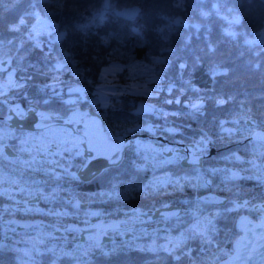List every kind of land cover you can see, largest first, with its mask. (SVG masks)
Here are the masks:
<instances>
[{"label":"trees","instance_id":"1","mask_svg":"<svg viewBox=\"0 0 264 264\" xmlns=\"http://www.w3.org/2000/svg\"><path fill=\"white\" fill-rule=\"evenodd\" d=\"M103 2L63 0L61 7L49 0H0V41L6 43L3 51L7 53L0 55V60H8L2 67L10 70L0 71V129L8 137L3 141L7 146L4 154L26 147V142L42 131L69 129L11 128L3 117L17 106L24 113L40 106L53 114H65L78 106L90 107L104 114L116 131L136 129L144 134L133 139L118 165L106 167L88 181L76 176L80 158L68 159L75 178L38 182L33 190L39 189L50 197L39 198L38 206L26 207L12 203L7 196L0 197V264H178L162 246H168L170 240L183 239L197 219L205 215L204 221L211 219L215 229L210 233L213 243L186 240L187 254L179 264H211L230 253L231 242L238 234L236 216L244 212L258 218L259 211L253 210V205L261 207L264 202V177L247 169L253 159L264 168L263 144L249 137L253 129L264 127V51L261 46L244 43L264 30V0H223L220 4L218 0H114V10L134 4L140 10L134 19L109 11L103 21H94L93 14L103 8ZM217 7L218 14L213 11ZM205 12L209 13L207 17ZM34 13H39L49 25L43 28V34L30 40L31 26L37 22ZM234 15L240 17L241 24L230 26ZM21 18L25 20L22 26ZM176 20L183 23L176 24ZM14 24L19 31H9ZM133 27L141 31L140 38L132 33ZM161 28L168 35L166 42L160 38ZM228 30L241 35L232 39L226 35ZM57 32L66 33V39L57 41ZM163 47L174 52H164ZM63 53L68 54L67 59ZM155 57L171 61L163 79L156 76L163 66L153 63ZM57 62L65 65L64 70H54ZM181 62L188 66L183 80L190 81L192 88L200 89L206 98L200 113L188 106L195 95L179 78ZM106 68L110 70L105 71ZM213 69L218 73L215 77L211 75ZM9 75L12 84L21 83L24 87H11ZM154 79H160V83H152ZM169 82L175 85L171 93L166 87ZM72 85H80L82 94L70 92ZM146 85L160 91L149 95ZM181 87H185L183 92ZM97 88H106L107 92L99 95ZM218 96L232 99L217 106L214 98ZM45 99L47 104L43 103ZM169 99H180L181 103L169 104ZM248 117L255 118L254 125L245 123ZM202 135L208 138L203 150L214 145V153L203 160L201 167L180 165V144L192 142L198 151ZM228 164L242 168L239 173L233 172L237 174L235 179L232 173H224ZM28 174L27 171L24 175ZM157 183L165 185L164 191L157 194L153 189L149 194V186ZM207 190L225 193L228 201L223 205L199 201L197 194ZM70 194L75 197L70 199ZM75 198L86 201V208L76 209L72 204ZM245 200L250 202L248 207L238 209L236 204ZM169 203H181L183 212L156 218L164 222L144 233L132 234L137 225L130 217L136 211L151 218L154 208ZM5 206L12 211L4 213ZM91 207L99 209V213L90 214ZM117 216L127 217L133 226L114 231V239L103 244L82 242L77 230L62 229L67 221L82 223ZM6 217H40L47 222L16 229L14 224L2 220ZM37 226L47 232L33 233ZM64 233L67 239H63ZM28 239L36 245L34 254L28 253L27 248L32 246L27 244Z\"/></svg>","mask_w":264,"mask_h":264},{"label":"snow or ice","instance_id":"2","mask_svg":"<svg viewBox=\"0 0 264 264\" xmlns=\"http://www.w3.org/2000/svg\"><path fill=\"white\" fill-rule=\"evenodd\" d=\"M50 3H55L58 6H63V0H49ZM221 2H223V0H218V4H220ZM113 3L114 0H104L103 2V8L102 9H97L96 12L93 14V20L94 21H103L106 18V15L109 13V11L114 12L115 15L118 16H123L126 19H134L137 10L135 9H126L124 11L121 12H115L114 8H113ZM177 6H180L179 4ZM213 11L218 14L219 13V8H214ZM229 12H232L231 9L228 10ZM34 15L37 17V25L40 24L42 22V18L39 16V13H34ZM203 15L205 17H207L209 15V13L205 12L203 13ZM176 24H180L183 23L180 20H176L175 21ZM25 24V20L23 18H21L19 20V25L22 26ZM241 24V19L238 15H234L233 18L229 21V25H239ZM185 27H187V24L185 23L184 25ZM53 29L55 28L54 25L50 26ZM81 28L86 27V25L84 26H80ZM195 27L199 28V25H196ZM9 31L11 32H17L19 31V26L18 25H11L9 26ZM132 33L134 35H136L138 38H140L141 35V31L135 27H133L131 29ZM164 29H158V32L161 34V40L162 41H167L168 40V35H164ZM170 31V28H169ZM43 34L42 32H37L36 31V25H33V32L29 34V39H33L34 36H38ZM49 36L52 35L51 32L47 33ZM66 33L63 32H57L56 33V39L57 41H64L66 39ZM226 35L232 39H236L238 36H240V33H237L235 31L232 30H228L226 31ZM104 44H108V40L107 39H103L102 41ZM12 41H7V44H12ZM244 43L246 45L249 46H261L260 50L264 51V30H261L257 33H255V38L254 39H245ZM22 46V45H21ZM6 47V43L4 41H0V55H4L6 56L7 53L4 52V48ZM163 51L164 52H168V53H172L174 52V49L170 48V47H163ZM65 59H67L68 54L67 53H63ZM22 59V57L20 58ZM47 59V57H46ZM9 63L8 60H0V71L3 72H9V69H5L2 66L4 64ZM153 63L155 65H162L163 67L160 68L159 72L156 73V76H158L160 79H163V75L165 73V69L168 65H170L171 61H169L167 58L161 59L159 57H155L153 59ZM187 64L186 63H179L178 64V69L180 72V79L183 80V75L185 70L187 69ZM255 67L257 69L260 68V65L257 64L255 65ZM65 65L61 64L59 62H57L54 65V70L57 71H61L64 70ZM110 69L106 68L105 71H109ZM218 73L216 72L215 69L212 70L211 75L213 77H215V75H217ZM11 75H9V82H10V86L11 87H15V88H20L22 89L24 87L23 84L21 83H15L12 84L11 83ZM160 79H154L152 81V83L155 84H159L160 83ZM183 84L187 86L188 90L190 89L191 91L194 92L195 95V99L192 101H189V107L191 108V110L194 113H200L204 107L205 104V96L203 95V93L201 92L200 89L197 88H192L191 86V82L190 81H184L183 80ZM167 90L171 93L175 87V85L171 82H169L167 85ZM185 90V87H181L180 91L183 92ZM53 91L55 92V89H53ZM70 92H74V93H80L82 90L79 88L76 89H69ZM160 89L159 88H149L147 85L145 86V92L149 95H151L153 92H159ZM3 93H0V95H2ZM232 97H227L224 98L222 96H218L214 98V102L217 104V106H223L224 104H226L229 100H231ZM49 101L48 100H43V103L47 104ZM71 103V101H69ZM181 103L180 99H175V101L169 99L167 101V103L171 104V103ZM104 107H107V104L103 105ZM13 111L16 112V114L18 116L23 117L25 114L23 111H21L19 109V106H17L16 109H13ZM33 114H35V112H33ZM74 117H70L67 121H65V123L67 124H72L74 122ZM9 119H11V117H9ZM48 119H50V117L48 115H46L45 113L41 112L39 114V120L41 121V123H37L36 127L40 128L43 124V122L47 121ZM248 122H251V117L248 118ZM222 126V125H221ZM125 131L127 132H135L137 131L136 129H126ZM170 132H176L177 129H169ZM226 131H230V130H226ZM67 135V134H65ZM250 135L253 136V138L257 141H264V132H251ZM7 134L3 132L2 129H0V160H7L8 158L4 155L3 150L5 147H7L3 141L5 139H7ZM207 136H203L201 137V140L197 143V149L198 152L194 153V157L197 156L199 154L200 151H203L202 145L205 143V141L207 140ZM118 140V134H114L111 137V142H112V148L110 150V155L107 157L109 163L113 166H115L118 163V159H119V153L121 151V146L117 143ZM22 143H25L22 141ZM85 143H90V141L87 139V134L85 135V139L83 140H75V139H53L50 142H42L40 144L34 145L31 149L29 148H22L21 151L28 153V159L20 161H9V163H18L21 164L25 169L31 171L32 173H36V174H43L44 176L48 177V180H44L42 181V183H48L49 180H55V181H59L60 179H62L65 176H71L73 178H75V173L74 172H70L69 168L66 166L65 164V159H71L73 157L76 158H80L79 159V165L81 168L83 169H87L89 167V165L92 163V160L95 159V157H91L92 152L94 151L93 148L89 147L86 152L81 151V145L85 144ZM165 151L171 152L172 149H165ZM91 157V158H90ZM235 159H239V157H235ZM198 162L197 159H193L191 161V163L196 164ZM62 170V171H59ZM21 175H23V172L21 173ZM236 173H232V178L235 179L236 178ZM19 181L16 179H10L7 174L3 171L0 170V186H2L3 184H11V185H15V186H19ZM177 182V185L178 186ZM172 186V185H169ZM165 185H163L162 183H157L155 185H151L149 186V194L152 193V190L154 189L156 191L157 194H159L160 192L164 191ZM21 192L26 191V189L24 188H20ZM29 196L32 198H40V199H44V200H48L50 199L49 196H45L43 194V192L39 189H36V194L35 196H33L32 192L29 190L28 192ZM54 195V193H53ZM7 196V198L9 200H14V197L11 195L9 189L6 188H2L0 187V197H5ZM27 202V201H25ZM249 201L245 200L243 201V203H237L236 207L239 208H247L249 205ZM253 210L256 211H264V207H260V206H256L253 205ZM12 211V209L8 206H5L3 208V212L4 213H8ZM26 211H32V209H26ZM95 215V213H94ZM251 221H246L244 218H242L241 220V226L242 227H247L248 224H250ZM255 227L257 229H264V218L261 219V221L259 223H257L255 225ZM214 226L212 225V220L211 219H207L206 221H200L199 219H197L196 223L192 225V227L189 229V234L187 236H185L183 239L179 240V241H169L168 246H162V250L169 253V255H172L174 257V259L178 262L181 261V258L183 255H186L187 253L185 252L186 249V240L188 239H199L201 240L202 243L206 244V245H211L213 243V240L210 236V233L212 231H214ZM248 231H253V229L249 228ZM256 239L258 241L260 240H264V233H262L261 235H259L258 237H256ZM251 245V242H249V244H245L243 247L245 249H248L249 246ZM259 247H264V244H260ZM259 247H257L256 245H251V251H249L247 253V255L242 256L240 253V249L237 248L236 250V254L235 256L231 257V259L227 262V264H237V262H239V264H248L249 260H252L253 257L258 253L259 251ZM51 251V250H49ZM25 255H28V253H25ZM53 264H55V261H53Z\"/></svg>","mask_w":264,"mask_h":264},{"label":"water","instance_id":"3","mask_svg":"<svg viewBox=\"0 0 264 264\" xmlns=\"http://www.w3.org/2000/svg\"><path fill=\"white\" fill-rule=\"evenodd\" d=\"M126 9H135L137 13L140 10L138 5L124 6L117 8L115 12H121ZM135 15V16H136ZM123 17V16H120ZM124 18V17H123ZM126 19V18H125ZM35 112V114H33ZM43 112L50 117L47 121L43 122L40 128L36 127L37 123H41L39 120V114ZM23 117L18 116L15 111L8 110L4 115V120L7 122L8 126L15 129L24 130H41L51 126H64L71 130L72 133L77 134L81 137V140L85 139L87 134V139L90 143H85L81 145V151L86 152V150L91 147L94 151L91 157H95L92 163L87 169H83L78 166L76 170V176L82 181L91 180L93 177L98 175L106 167L113 166L109 163L107 157L110 155V150L112 148L111 137L114 134H118L117 143L121 146V151L119 153L118 165L124 156L125 150L132 144L133 139H136L140 135L138 132H118L111 124L107 121L104 114L98 112L96 109L90 107H75L69 110L65 114H53L48 110L41 108L40 106H33L29 108ZM74 117V122L72 124H67L70 117ZM11 117V119H9ZM249 118V117H248ZM246 118L245 123L247 125H254L255 118L251 117V122H248ZM252 132H264V127L254 129ZM159 138H162L159 136ZM250 139L257 141L250 135ZM263 143V154H264V141ZM180 151L183 156L180 158L179 163L182 166H199L203 165V160L212 155L215 151V146L210 145L207 150L200 151L197 156L194 157V153L198 151L194 150V144L192 142H182L180 144ZM90 157V158H91ZM197 159L196 164L191 163L193 159ZM115 165V166H116ZM199 201L203 203H208L211 205H223L228 201V196L225 193H221L214 190H207L202 193L197 194ZM73 206L76 209H84L87 206V202L81 200L80 198H75L72 201ZM184 207L181 203H169L154 208L150 216L152 219L156 218H166L174 217L181 214ZM259 218H252L248 213H239L234 222L235 229L238 234L231 242V251L226 256L212 262L211 264H227L231 257L235 256L237 248L240 249L242 256L247 255L251 251V245H256L259 247L260 244H264V240L258 241L256 237L264 233V229H257L255 225L264 218V211L258 212ZM244 218L246 221H251L247 227L241 226V220ZM4 222L12 223L15 225L16 229H27L34 224H45L47 221L40 217L34 218H10L6 217L2 219ZM133 226L132 223L128 222V218L124 216L117 217H97L93 218L87 222H76L67 221L63 226V230H77L78 238L82 242H93L95 244H103L114 239V231L117 230H128ZM251 228L253 231H248ZM251 245L248 249L243 246L245 244ZM239 264V262H237ZM248 264H264V247H259L258 253L253 257L252 260L248 261Z\"/></svg>","mask_w":264,"mask_h":264},{"label":"rangeland","instance_id":"4","mask_svg":"<svg viewBox=\"0 0 264 264\" xmlns=\"http://www.w3.org/2000/svg\"><path fill=\"white\" fill-rule=\"evenodd\" d=\"M33 25H36V31L37 32H41L43 30V28L48 27L49 22L46 21L45 19H42V22L40 24L37 25V22L34 23ZM33 25L31 26L33 29ZM71 88L76 89L79 88L82 90V87L80 85H72ZM99 89V91H97V94L101 95L104 92H107L106 88H97ZM82 94V91L80 92ZM140 109H144V108H140ZM72 133L70 129H63V128H55L53 130H47V131H42L38 136H36L35 138H31L28 140V142H26V147H20L18 148V150L16 151V153H10V154H4L8 159L3 161L0 160V167L1 164H3L4 167H1V170H3L7 176L10 179H16L18 180L19 186H15V185H11V184H3L2 188H6L9 189L11 195L14 197V200H12V203L15 204H19L22 206H26V207H32V206H38V200L39 198H32L29 196L28 192L29 190L32 192L33 196H35L36 191L33 190L38 186V182L44 181V180H48L49 178L44 176L43 174H36V173H32L31 171L25 169L21 164L18 163H9V161H23L28 159V153L21 151L22 148H29L31 149L34 145L40 144L42 142H50L53 139H75V140H81V137L77 134H70ZM67 134V135H65ZM206 143V142H205ZM205 143L203 145H205ZM68 158L65 159V164L66 166L69 168L70 172H73L71 167L67 164ZM14 164H16L14 166ZM247 169H249L250 172L255 173L256 175L262 176L264 177V168L262 166L261 163L257 164V161L255 159L251 160V162H249L247 164ZM224 173L227 174V176H230L231 173L233 172H241L242 168H233L231 166V164H228L227 167H224ZM28 171V175L29 176H25L24 174H27ZM62 171V170H59ZM23 172V175H21V173ZM35 174V176H33ZM63 180L65 179L66 181L69 180L68 176H65L62 178ZM52 180H49L48 183H50ZM20 188H24L26 189V191L21 192ZM53 195V194H52ZM70 199L74 198L75 195L70 194ZM27 201V202H25ZM261 207H264V202L261 203ZM90 214H97L99 213V209H97L96 207H91L88 209ZM206 218V215L204 217H202L200 219V221H204V219ZM145 219H150L149 221H146ZM130 221L135 223L137 225V228L132 232L133 235H138L140 233H144L148 228H153L154 226L157 225H161L164 221L162 219H151V218H147L144 215H142V213H140L139 211H136L132 217H130ZM6 227V226H5ZM47 229H45L44 227H40L37 226L36 228H34V232L35 234H44L46 233ZM31 237V236H30ZM33 237V236H32ZM68 235L67 234H63V239H67ZM29 241L27 242V244H31L32 246L29 245V248H27L28 253L29 254H34L35 249H36V245L32 244L31 240H26Z\"/></svg>","mask_w":264,"mask_h":264},{"label":"built area","instance_id":"5","mask_svg":"<svg viewBox=\"0 0 264 264\" xmlns=\"http://www.w3.org/2000/svg\"><path fill=\"white\" fill-rule=\"evenodd\" d=\"M121 89L123 90V89H125V88L118 87V90H121Z\"/></svg>","mask_w":264,"mask_h":264}]
</instances>
